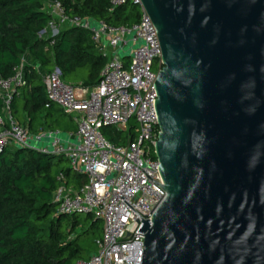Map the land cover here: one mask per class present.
<instances>
[{
	"label": "water",
	"instance_id": "water-1",
	"mask_svg": "<svg viewBox=\"0 0 264 264\" xmlns=\"http://www.w3.org/2000/svg\"><path fill=\"white\" fill-rule=\"evenodd\" d=\"M141 2L164 60L167 192L147 220L122 196L142 219V264H264V0Z\"/></svg>",
	"mask_w": 264,
	"mask_h": 264
},
{
	"label": "built area",
	"instance_id": "built-area-1",
	"mask_svg": "<svg viewBox=\"0 0 264 264\" xmlns=\"http://www.w3.org/2000/svg\"><path fill=\"white\" fill-rule=\"evenodd\" d=\"M111 2L113 7L129 2L140 6L141 18L131 24H114L69 12L60 0L46 1L52 15L48 27L51 45L63 28L81 26L90 31L97 50L108 57L95 86L67 83L58 68L44 73L49 101L67 114H79L75 132L66 135L52 128L32 132L13 116V94L25 84L24 62L11 77L0 78L4 107L0 151L15 146L63 155L72 168L85 175L76 189L59 172L54 194L59 213H92L104 222L98 252L77 264H142L145 236L137 235L142 219L122 196L145 220L167 196L155 150L160 133L155 83L164 67L158 31L141 0ZM132 118L139 122L134 133L128 127ZM112 126L129 130L126 143L113 142L103 133V128Z\"/></svg>",
	"mask_w": 264,
	"mask_h": 264
},
{
	"label": "trees",
	"instance_id": "trees-1",
	"mask_svg": "<svg viewBox=\"0 0 264 264\" xmlns=\"http://www.w3.org/2000/svg\"><path fill=\"white\" fill-rule=\"evenodd\" d=\"M46 1L0 0V78L11 77L24 55L30 54L47 72L59 68L67 83L97 85L108 57L81 26L63 28L51 45L52 15ZM60 1L69 12L114 24H131L142 15L140 6L131 2L113 7L111 0ZM84 68L87 75L80 81ZM24 73L25 84L16 89L10 105L21 121L33 119L44 106L54 109L57 105L49 101L43 76L33 64L25 63ZM119 138L115 136L114 142ZM64 160L63 155L15 146L0 151V264H77L82 259L80 242L98 228L101 219L89 213L95 220L87 224L75 217L78 213L57 211L54 194L59 172L76 189L85 181V175L74 168L60 167Z\"/></svg>",
	"mask_w": 264,
	"mask_h": 264
},
{
	"label": "rangeland",
	"instance_id": "rangeland-1",
	"mask_svg": "<svg viewBox=\"0 0 264 264\" xmlns=\"http://www.w3.org/2000/svg\"><path fill=\"white\" fill-rule=\"evenodd\" d=\"M129 10H130V7L127 8V11H129ZM155 68H156V64H155ZM86 75H87V68H84L82 71V74L80 76V81L83 80L84 77H86ZM76 113L77 112H74V113H72V115L76 114ZM63 119H64L63 121H66V122L70 121L69 118H63ZM78 121H79V118H78ZM78 121H77V128H78ZM128 127H130V130H132L134 133L136 128L139 127V122L135 118H132L128 123ZM77 128L74 131L66 132V135L69 132H75L77 130ZM102 131L108 138L112 139L113 142H114L115 136H120V138H119L120 140L118 143H126L128 138H129V132H128L129 130L121 131L118 127H115V126L103 128ZM74 141H75V139H74ZM39 145H42V142H40ZM152 155H153V153H152ZM60 167H71V163L68 159H66V160L62 161V163L60 164ZM71 185L74 186L72 183H71ZM75 217L79 221L85 222L87 224H90L91 221L95 220L93 215L88 217L86 213H78L77 215H75ZM86 218H88V219H86ZM103 227H104V222H103V220H101L98 228L90 230L89 233L86 235V237H84L83 240L80 242V246L83 247V252L81 253L80 258L87 259L90 256H93V254L98 252L99 241L103 238Z\"/></svg>",
	"mask_w": 264,
	"mask_h": 264
},
{
	"label": "crops",
	"instance_id": "crops-1",
	"mask_svg": "<svg viewBox=\"0 0 264 264\" xmlns=\"http://www.w3.org/2000/svg\"><path fill=\"white\" fill-rule=\"evenodd\" d=\"M23 62L33 64V66L41 72L44 82L45 79L44 73L47 71L41 67L38 61H32L31 55L26 54L23 57ZM59 107L60 106L56 105V108L53 109L52 107L44 106L38 111V113L33 115V119L27 118L24 121L18 120V117L14 115L13 116L21 125L23 124L27 125L26 127H28L32 132H38L41 128L60 129L63 132L74 131L77 128V121L79 118L78 117L79 114L76 113L73 115L72 114L64 115L65 112L63 109L56 110L57 108L59 109ZM0 112H4V107ZM63 118H69L70 121L68 122L63 121L64 120Z\"/></svg>",
	"mask_w": 264,
	"mask_h": 264
}]
</instances>
